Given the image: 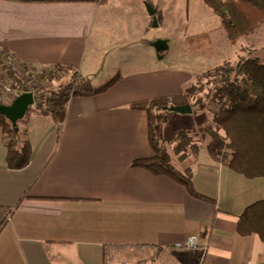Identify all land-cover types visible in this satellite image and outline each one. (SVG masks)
I'll list each match as a JSON object with an SVG mask.
<instances>
[{
  "label": "crops",
  "instance_id": "crops-1",
  "mask_svg": "<svg viewBox=\"0 0 264 264\" xmlns=\"http://www.w3.org/2000/svg\"><path fill=\"white\" fill-rule=\"evenodd\" d=\"M254 32L231 43L203 0H0V50L21 71L69 66L93 84L122 73L101 94L71 98L59 140L35 105L19 122L33 153L21 169L7 167V149L0 155V264H264L260 235L237 230L242 211L264 198V176L230 167L232 156L205 129L214 125L209 98L204 109L170 114L163 142L214 201L131 165L154 154L148 114L131 103L179 95L243 47L257 56L264 45ZM202 33L212 54L181 51ZM217 54L223 61L211 63ZM180 130L192 147L178 149Z\"/></svg>",
  "mask_w": 264,
  "mask_h": 264
},
{
  "label": "trees",
  "instance_id": "trees-1",
  "mask_svg": "<svg viewBox=\"0 0 264 264\" xmlns=\"http://www.w3.org/2000/svg\"><path fill=\"white\" fill-rule=\"evenodd\" d=\"M219 17L221 27L231 43L237 42L248 33L254 32L264 21V0H203ZM245 49V48H244ZM187 53H213L207 33L189 36L181 47ZM0 62H6V55L0 50ZM65 71V80L43 86L44 80L53 81L57 71ZM15 80L12 88L18 94L27 92L26 82L8 69ZM209 85L206 95L214 103V125L205 129L222 148L232 149L230 167L237 173L253 178L264 176V61L251 53L240 56L237 61H224L201 74ZM36 84L35 107L43 114L50 115L57 124V138L61 137L67 106L72 97L92 96L109 90L122 78L117 71L101 84H93L79 71L63 65L46 68ZM206 83L192 84L183 93L173 97H155L131 103L135 109L145 110L149 121V140L154 154L151 157L135 159L131 165L143 167L154 174H165L180 182L192 194L214 201L198 192L192 175L183 173L171 162L170 154L163 142V124L171 106L191 104L199 109L206 108L201 98ZM0 126L6 132V165L11 169L26 167L32 157L33 148L27 138V129L21 124H12L0 115ZM223 131V134L220 132ZM178 149H185L192 141L187 130H180ZM23 135L25 136L23 138ZM189 147H192L189 146ZM221 148V149H222ZM227 157V153H222ZM13 211V210H11ZM7 221V220H6ZM237 230L242 235L258 233L264 241V198L248 205L238 216ZM200 264V263H198Z\"/></svg>",
  "mask_w": 264,
  "mask_h": 264
},
{
  "label": "rangeland",
  "instance_id": "rangeland-1",
  "mask_svg": "<svg viewBox=\"0 0 264 264\" xmlns=\"http://www.w3.org/2000/svg\"><path fill=\"white\" fill-rule=\"evenodd\" d=\"M256 31H257V37H258L257 44H259V47H261L262 45H264V21L258 26ZM252 33L253 32L248 33L247 35H244V37L247 38V36L252 34ZM242 38H240L239 41H241ZM242 42L245 43L247 41H246V39H243ZM241 51H242V56L248 55L249 53H251V56H252V54L254 53V50L251 49V47H249V46L243 47V49ZM217 55L218 56L215 59H212L211 63H216L218 61H219V63H221L223 61L224 56L221 54H217ZM255 57H258L260 60L264 61V47H262L261 49H257V56H255ZM9 68L14 70L17 73L16 76H18L20 79H22L24 82L27 83L29 90L32 88L33 91L35 89L36 84H38L40 81L41 73L44 71V69H43L41 72H32V71L25 72L24 70L21 71L17 67V65H14L13 63H11L10 60H7L6 62H4V64H2L0 62V92L4 91V89L6 87V82H8L9 80H11L12 82L15 83V80L13 78H11L12 76H10V73L8 71ZM49 68H51V67H49ZM65 77H66L65 71L59 70L56 72V78H54L53 81L44 80L43 86H45V85L47 86L48 84H52L54 82H55L54 84L62 82L65 80ZM31 81L35 84L34 86H31ZM94 81H102V80L100 78H97ZM199 82L206 83V79L202 75H200V76H198V78L194 84H197ZM206 87L207 88H205L204 92H202V94H201V98H203L204 102H205V98H207V99L210 98L208 95H206V93L208 91V87H209V85L207 83H206ZM14 90L16 93L18 92L16 89H14ZM29 90H27V91H29ZM0 99H2V98H0ZM12 101L13 100H10V98H6V100H5V102H8V103H11ZM0 103H2V102L0 101ZM8 103H6V104H8ZM27 114H29V112H27ZM179 114H181V113H179ZM19 122H24V120L20 119ZM21 128L22 129L26 128L24 123L21 124ZM24 137L25 136L23 135V138ZM6 140H8L7 134H6V132L3 131L2 127L0 126V155H2L4 153V151H6V149H7Z\"/></svg>",
  "mask_w": 264,
  "mask_h": 264
},
{
  "label": "water",
  "instance_id": "water-1",
  "mask_svg": "<svg viewBox=\"0 0 264 264\" xmlns=\"http://www.w3.org/2000/svg\"><path fill=\"white\" fill-rule=\"evenodd\" d=\"M148 11L151 15L155 10L148 5ZM154 21L156 18L154 17ZM35 95L33 92L28 91L19 94L10 104L0 103V115L6 117L12 124H17L20 119H23L29 107L35 103ZM171 111L180 113H189L192 111L191 104H184L181 106H171Z\"/></svg>",
  "mask_w": 264,
  "mask_h": 264
},
{
  "label": "built area",
  "instance_id": "built-area-1",
  "mask_svg": "<svg viewBox=\"0 0 264 264\" xmlns=\"http://www.w3.org/2000/svg\"><path fill=\"white\" fill-rule=\"evenodd\" d=\"M13 63V62H11ZM14 65H16L15 63H13ZM14 82H12L11 80H9L8 82H6V87L4 89L3 92H0V101L2 102L1 104H6L8 102H5L6 98H10V100H14L19 94L15 92V90L12 88ZM35 84L31 81V86H34ZM31 92H33V94L35 95L34 91L32 90V88L29 90ZM28 92V91H27ZM10 104V103H8ZM35 105V103H34ZM222 151L224 153H227L228 155L232 156V149L229 147H224L222 148ZM197 236L196 235H192L190 236V238L188 239V245L189 246H195L197 243Z\"/></svg>",
  "mask_w": 264,
  "mask_h": 264
}]
</instances>
